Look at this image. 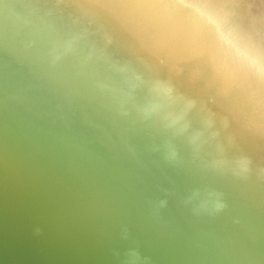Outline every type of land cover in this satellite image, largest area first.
I'll list each match as a JSON object with an SVG mask.
<instances>
[{
  "label": "water",
  "instance_id": "obj_1",
  "mask_svg": "<svg viewBox=\"0 0 264 264\" xmlns=\"http://www.w3.org/2000/svg\"><path fill=\"white\" fill-rule=\"evenodd\" d=\"M2 1L5 9L22 13L13 8L16 17L30 18L34 4L77 24L50 0ZM53 21L54 29L61 27ZM33 31L25 33L43 43ZM5 40L11 47L0 46V264H264V250L255 243L264 235V172L255 173L246 164L249 158L239 154L246 149L264 154V146L237 133L225 117L204 124L206 115L201 110L193 117V107L167 108L160 118L170 128L162 137L163 152L155 143L149 147L142 134L114 127L109 132L100 107L95 113L82 98L89 90L60 73L80 74L81 68L97 78L104 72L86 61L52 68L46 61L57 57L51 46L35 42L38 49L21 34L18 44ZM115 58L111 61L121 60ZM45 74L54 79L46 81L50 88H63L59 80L74 92L64 88V99L49 97L37 87ZM108 79L97 86L125 89L114 74ZM129 80L139 91V83ZM127 92L135 102L137 96ZM145 93L141 100L151 103L153 93ZM62 104L73 113L83 109L85 121L98 125L76 122L61 113ZM139 119L149 134L157 126L150 118ZM220 188L230 194L228 200L216 196ZM178 199L183 207H177ZM204 199L220 208L222 219ZM231 203L248 214L233 211Z\"/></svg>",
  "mask_w": 264,
  "mask_h": 264
},
{
  "label": "bare ground",
  "instance_id": "obj_2",
  "mask_svg": "<svg viewBox=\"0 0 264 264\" xmlns=\"http://www.w3.org/2000/svg\"><path fill=\"white\" fill-rule=\"evenodd\" d=\"M50 1L79 26H70L57 11H41L34 4L33 13L25 20L23 16L14 15V10L20 12L16 7H13L14 10L5 9L6 3L0 0V46L11 47L5 39L18 44L21 34L28 43L37 42L47 48L52 47L58 57L53 61L50 56L47 57V65L49 63L52 68L65 66L66 61L73 66H76L74 61L78 65L82 64L80 61H86L94 69L104 72L97 78L94 72L91 75L81 68L80 74H70L65 70L60 73L65 79L80 83L89 90L87 94L91 95H82V98L86 96L95 113L100 107L102 112L99 116L105 121L109 119V124H105L111 128L109 132L113 133L114 127L122 129L123 134L125 130L137 136L142 134L149 147L153 148L152 143H155L157 150L163 152V144L167 142L162 137L169 127L164 122L162 124L160 118L169 109L185 112L183 108L193 107V117H197V111L201 110L206 115V119L202 120L204 124H209L211 119L215 122L225 117L237 133L264 146V0ZM56 19L61 22V27L55 26L54 29L51 23L54 24ZM26 21L27 26L24 25ZM26 28L34 30L30 32L33 36L43 37V43L30 39L25 33ZM74 35L79 39L72 38ZM36 47L39 49L38 45ZM117 56L121 60L112 62ZM110 74L122 79L124 90L110 84L105 90L97 86L102 80L107 83ZM45 75L47 78L44 77L37 87L49 97L64 99L68 96L63 94L64 88L67 92H74L59 80L63 88H50L47 82L54 79ZM88 76L91 78L88 79ZM129 78L139 83V91ZM129 90L137 96L135 102L128 99ZM148 90L154 96L151 103L142 101L139 96L141 93L147 95L145 92ZM69 106L65 104L64 108L61 107V113L68 112L73 120L81 124L98 125L92 119L85 121L83 109L77 108V113H73ZM214 112L220 116H215ZM139 118L155 120L153 124L157 126H153L149 134L147 125ZM81 124L76 127L82 133L81 140L86 141L84 138L87 139V135ZM90 129L92 134L97 131L96 127ZM137 136H130L134 143ZM225 137L228 139V136ZM242 141L240 143L243 144L246 140ZM246 147L250 148L248 142ZM239 154L253 162L246 164L255 173L264 172V154L260 150L250 152L246 149ZM217 191L216 196L221 200L229 199L227 191L221 188ZM155 197L148 195L149 199ZM194 199L201 200L196 196ZM178 200L177 207H183V199ZM206 204L222 219L220 208L209 205L205 200ZM231 208L248 214L240 204L231 203ZM210 218L215 217L210 215ZM154 223L158 224L157 221ZM261 235L262 243H255L264 250V235Z\"/></svg>",
  "mask_w": 264,
  "mask_h": 264
}]
</instances>
